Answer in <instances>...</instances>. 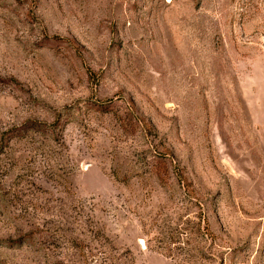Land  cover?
<instances>
[{"label": "rangeland", "instance_id": "obj_1", "mask_svg": "<svg viewBox=\"0 0 264 264\" xmlns=\"http://www.w3.org/2000/svg\"><path fill=\"white\" fill-rule=\"evenodd\" d=\"M0 264H264V0H0Z\"/></svg>", "mask_w": 264, "mask_h": 264}]
</instances>
